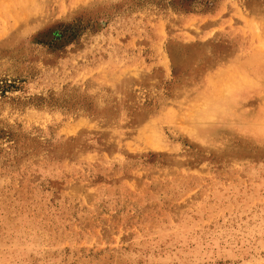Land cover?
<instances>
[{
    "label": "rangeland",
    "instance_id": "obj_1",
    "mask_svg": "<svg viewBox=\"0 0 264 264\" xmlns=\"http://www.w3.org/2000/svg\"><path fill=\"white\" fill-rule=\"evenodd\" d=\"M0 264H264V0H0Z\"/></svg>",
    "mask_w": 264,
    "mask_h": 264
}]
</instances>
